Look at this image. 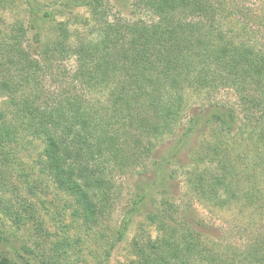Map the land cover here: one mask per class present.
Here are the masks:
<instances>
[{"label": "trees", "instance_id": "obj_1", "mask_svg": "<svg viewBox=\"0 0 264 264\" xmlns=\"http://www.w3.org/2000/svg\"><path fill=\"white\" fill-rule=\"evenodd\" d=\"M28 4L31 23L17 26L0 43V89L22 120L17 126L0 114V151L6 160L22 131L44 139L43 171L74 199L75 212L90 228L105 217L114 170L140 161L152 151L153 139L174 132L187 109V91L210 97L222 87L231 89L245 118L240 128L253 127L245 129L247 156L233 157L220 140L209 153L198 152L196 165L182 168L181 176L188 191L208 207L250 210L246 239L240 244L214 240L192 205L182 209L169 196L176 177L169 166L193 135L215 124L230 130L236 122L237 110L217 102L190 118L172 151L154 168L152 183L139 186L117 241L133 216L144 214L157 235L135 237L131 264H264V48L227 35L225 20L231 11L225 1L131 0V17H125L117 11L111 15L102 0H66L65 6H89L91 34H97L75 47L67 45L71 36L66 24H58L59 34L52 39L41 31V20L54 22L56 11L36 7L31 0ZM73 56L76 68L68 72L64 90L40 98L44 65L56 62L61 68ZM215 157H222L217 167L201 169L199 163ZM155 192L161 193V201L151 210ZM13 218L22 222L18 213ZM69 247L64 238L47 260L43 257L44 263L63 264ZM0 264L15 263L3 257Z\"/></svg>", "mask_w": 264, "mask_h": 264}, {"label": "rangeland", "instance_id": "obj_2", "mask_svg": "<svg viewBox=\"0 0 264 264\" xmlns=\"http://www.w3.org/2000/svg\"><path fill=\"white\" fill-rule=\"evenodd\" d=\"M28 1L0 0V43L7 41L8 36L15 33L17 26L27 27L31 23ZM31 1L43 10L57 12L54 22L41 20V31L45 38L52 39L58 36L59 23L66 24L69 29L71 36L67 42L69 47L78 46L87 36L88 39L97 37V34H91L94 33V29L92 24L88 23L91 15L89 6H65L66 0ZM223 1L231 11L225 20L224 31L227 35L237 36L247 43L264 48L262 38L264 29L261 26L264 22V0ZM102 2L104 6H108L111 15L117 11L125 17H131V0H102ZM110 18L112 19L113 16ZM33 33L30 32V35L33 36ZM36 58L40 59V56L37 55ZM76 59L75 56L67 58L61 63V68L57 67L56 62L52 65L47 63L44 65L46 69L40 73V80L44 85V88L40 89V98L50 97L58 90H64L67 86L68 72L73 73L76 68ZM14 75L16 77L12 78L17 80V74ZM22 93L19 90L17 95L21 97ZM207 96L209 95L201 91H187V109L174 132L153 139L152 151L147 156L143 155L140 161L126 164L123 170H114L111 177V191L104 199L107 205L105 217L101 218L98 224L92 223L90 228L84 224L82 214L75 212L74 199L58 190L53 179L43 171L46 141L42 138H34L21 128L20 142L12 146L8 160L0 151V260L6 257L15 264H45L43 257L47 260V255L56 249L60 241L67 238L71 247H69V256L63 258V264H131L135 258L133 250L135 237L138 236L143 240L149 238V235L153 238L157 235L156 227L149 223L146 216L137 214L133 216L131 226L124 238L117 241L118 231L136 199L139 186L152 183L154 168L172 151L188 126L190 118L217 102L233 106L237 110L236 122L230 130H223L220 125L215 124L205 126L202 133L193 135L169 166L170 171L173 170L176 175L171 181L169 196L182 209L187 204L192 205L197 211L196 219L203 221L209 227L214 240H219L223 244L229 241L242 243L246 239L244 229L251 221L248 218L250 210L242 209L243 206L224 210L208 207L188 191L181 176L182 168L196 165L198 152L209 153L210 148L220 140L223 141L222 145L229 146L228 152L233 157L247 156L245 146L250 144L247 130L250 131L253 127L244 126L247 130L240 128L244 125L245 118L242 108H238L236 94L233 90L222 87L211 92L210 97ZM105 98L107 95L103 99ZM15 110L10 96L0 89V114H4L9 118L8 121L12 120L19 126L22 120L15 116ZM212 159L216 161L205 159L204 162L199 163L201 169L217 167L222 157ZM5 160L8 161L7 166L4 165ZM153 196L148 204L151 210H155L161 201V193L155 192ZM15 213L21 215L20 224L15 223L16 220L13 218ZM261 220L260 217L255 216L258 224L262 222ZM262 223L264 228V220Z\"/></svg>", "mask_w": 264, "mask_h": 264}]
</instances>
